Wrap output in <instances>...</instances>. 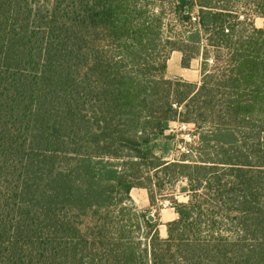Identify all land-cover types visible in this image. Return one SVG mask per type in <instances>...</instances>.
<instances>
[{
    "label": "trees",
    "instance_id": "1",
    "mask_svg": "<svg viewBox=\"0 0 264 264\" xmlns=\"http://www.w3.org/2000/svg\"><path fill=\"white\" fill-rule=\"evenodd\" d=\"M254 17L264 0H0V264H264ZM173 50L197 82L166 77ZM177 181L161 237L130 190L152 206Z\"/></svg>",
    "mask_w": 264,
    "mask_h": 264
},
{
    "label": "rangeland",
    "instance_id": "2",
    "mask_svg": "<svg viewBox=\"0 0 264 264\" xmlns=\"http://www.w3.org/2000/svg\"><path fill=\"white\" fill-rule=\"evenodd\" d=\"M241 7H244V6H241ZM165 17L167 19L166 21L169 22L170 18L172 17L171 12L167 10ZM253 21L256 27H264V18L254 17ZM170 28L179 30V27L177 28V26L170 27ZM204 41H205L204 37H201L200 43L202 44L204 43ZM181 59H182V54L179 51L173 50L169 52L168 59L166 61V70H165L166 77L168 78L180 77L186 81L197 82L200 79V65H201L202 58L198 56L197 58L191 59L189 66L187 67L182 66ZM173 127L178 129V125L176 124H173ZM181 136L182 135H178L179 138ZM182 137L186 139V135H183ZM180 145L181 147H183V144L178 143L177 148H179ZM184 185L185 183L183 181H177L176 183L172 185L165 183L164 187L160 191L156 190L154 204L151 206L149 203V205H147L146 207L140 208V209H145V210L149 209L151 212L150 215L152 216V218H153V215L155 214L154 216L157 217L158 231L161 237L166 236V223L169 221L166 220V216L164 215L166 214L167 209L170 208L169 205H170V198L172 197L171 195L175 194L179 200H185L186 197L180 191V189ZM132 188H133V191H135L142 187H132ZM145 190L147 191V189ZM161 216L163 217L162 220H161Z\"/></svg>",
    "mask_w": 264,
    "mask_h": 264
},
{
    "label": "crops",
    "instance_id": "3",
    "mask_svg": "<svg viewBox=\"0 0 264 264\" xmlns=\"http://www.w3.org/2000/svg\"><path fill=\"white\" fill-rule=\"evenodd\" d=\"M130 196L138 208H144L147 205H149L147 191L144 188H139L135 191H133V188H131ZM162 216H161V220L163 218ZM164 216H166L167 221H171L174 218H176V213L174 212L173 208L170 207L169 209H167V212Z\"/></svg>",
    "mask_w": 264,
    "mask_h": 264
},
{
    "label": "water",
    "instance_id": "4",
    "mask_svg": "<svg viewBox=\"0 0 264 264\" xmlns=\"http://www.w3.org/2000/svg\"><path fill=\"white\" fill-rule=\"evenodd\" d=\"M149 219H152V216L151 215L149 216Z\"/></svg>",
    "mask_w": 264,
    "mask_h": 264
}]
</instances>
